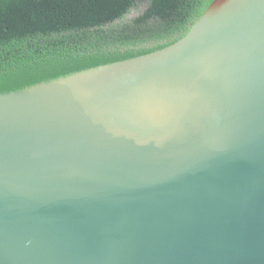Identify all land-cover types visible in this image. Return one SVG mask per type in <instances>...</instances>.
I'll return each instance as SVG.
<instances>
[{"label": "water", "instance_id": "water-1", "mask_svg": "<svg viewBox=\"0 0 264 264\" xmlns=\"http://www.w3.org/2000/svg\"><path fill=\"white\" fill-rule=\"evenodd\" d=\"M0 264H264V0L0 93Z\"/></svg>", "mask_w": 264, "mask_h": 264}, {"label": "trees", "instance_id": "trees-1", "mask_svg": "<svg viewBox=\"0 0 264 264\" xmlns=\"http://www.w3.org/2000/svg\"><path fill=\"white\" fill-rule=\"evenodd\" d=\"M211 1L0 0V93L160 49Z\"/></svg>", "mask_w": 264, "mask_h": 264}, {"label": "rangeland", "instance_id": "rangeland-1", "mask_svg": "<svg viewBox=\"0 0 264 264\" xmlns=\"http://www.w3.org/2000/svg\"><path fill=\"white\" fill-rule=\"evenodd\" d=\"M140 9H141V7H140ZM134 15H136V11H135V10H133L132 12H130V13L127 15V17H128V18H131V17H133Z\"/></svg>", "mask_w": 264, "mask_h": 264}]
</instances>
